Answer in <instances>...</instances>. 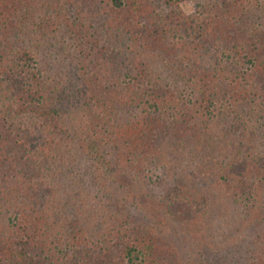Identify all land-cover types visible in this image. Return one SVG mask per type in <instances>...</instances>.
<instances>
[{
    "label": "trees",
    "instance_id": "16d2710c",
    "mask_svg": "<svg viewBox=\"0 0 264 264\" xmlns=\"http://www.w3.org/2000/svg\"><path fill=\"white\" fill-rule=\"evenodd\" d=\"M185 1L0 0V264H220L185 259L173 225L200 236L228 201L264 264V0ZM66 53V73L46 61ZM193 141L216 149L214 189L172 166Z\"/></svg>",
    "mask_w": 264,
    "mask_h": 264
},
{
    "label": "rangeland",
    "instance_id": "374dc122",
    "mask_svg": "<svg viewBox=\"0 0 264 264\" xmlns=\"http://www.w3.org/2000/svg\"><path fill=\"white\" fill-rule=\"evenodd\" d=\"M193 2H195V0H193ZM193 2L191 0L185 1L181 5L182 9L187 13L192 12L194 6ZM103 36L111 41L114 45L129 51L123 33L107 32L104 33ZM65 56L69 58L67 62H65V60L58 61L59 57H55V55H53V57L49 55V57L46 58V61L50 63L57 71H59V69L62 70L63 68V72L66 73V71L70 69L69 61L71 60L73 53L70 55L66 53ZM67 58L65 59L67 60ZM139 58L144 62V64L146 63V69L150 71L151 74H155L161 80H165L169 84L179 88L186 86V83L180 77L175 68L159 54L148 52L140 53ZM61 64H64L65 68ZM49 71L51 73L53 69H49ZM206 146L207 145L203 143L199 144L198 142L194 141L183 143V145L174 149L176 153H172V155H175V158H171V160L174 162L172 166L174 170L180 169L182 172L191 173L193 171L196 176L193 178V180L199 179L201 184H206V186L214 189L213 179L217 176V174H215L213 170L210 158L207 159L205 156L210 151L214 158H216V149L208 150L207 148L209 147ZM163 162H166V164L168 163V169L166 168L167 171L165 170V174L161 175L160 172L162 170L160 172L159 170H155L152 176L154 180L156 179V181L151 184L153 190L149 192L155 198L156 194L154 195L153 193L157 191V194H160V192L164 190L166 181L174 176L169 168V166H171V161ZM160 177L165 178L163 179L164 181H162L163 183L161 182ZM214 192L216 193V190ZM244 206V203L235 201H228L227 204L225 203V205H221L220 207L218 206L220 209L219 211L227 213L228 215L225 217L224 215H221L222 217L217 222L212 223L210 228L203 231V234L200 236H197V234L200 232H194L193 228H185V224H175V226L173 225V227H175L174 231L180 237V239H178L176 242L179 248H181V255L186 259L188 254H191V252L197 254H209L210 256L214 255V257L218 258L220 264H250L246 255L248 254V251L246 249L247 246L245 243H250L252 231H250L251 228L249 227L238 228L243 227V225L239 224L241 221H239L240 213H238V211H241V213L244 212L246 210ZM214 216L216 217L217 214H214ZM232 222L235 223V227L232 225ZM238 229H241V232L237 231ZM172 231L173 230L170 228V232Z\"/></svg>",
    "mask_w": 264,
    "mask_h": 264
}]
</instances>
